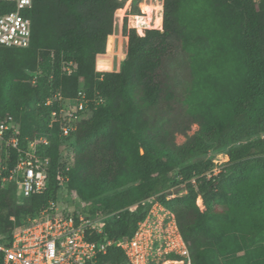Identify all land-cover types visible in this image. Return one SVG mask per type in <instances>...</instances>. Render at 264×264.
<instances>
[{"label":"trees","instance_id":"trees-1","mask_svg":"<svg viewBox=\"0 0 264 264\" xmlns=\"http://www.w3.org/2000/svg\"><path fill=\"white\" fill-rule=\"evenodd\" d=\"M123 4L32 0L24 10L29 45H0V119L9 114L18 123L21 146L45 137L38 153L50 160L44 191L23 196L14 180L2 179L17 159L9 149L0 175V241L57 200L66 146L74 161L65 187L89 215L116 212L104 222L110 238L131 235L148 209L142 201L155 196L175 213L192 264H264V0H163L162 29L157 11L147 26L158 29L142 36L125 24L120 69L100 74L95 57ZM14 7L0 0V13ZM67 62L75 65L70 74ZM78 89L101 100L63 137L57 122L48 125L59 104L46 101ZM194 124V134L176 144ZM210 150L228 161L208 178ZM179 186L184 193L169 198ZM97 264L127 262L110 246Z\"/></svg>","mask_w":264,"mask_h":264},{"label":"built area","instance_id":"built-area-1","mask_svg":"<svg viewBox=\"0 0 264 264\" xmlns=\"http://www.w3.org/2000/svg\"><path fill=\"white\" fill-rule=\"evenodd\" d=\"M4 1L11 2L15 7L0 13V45L27 47L30 43L31 19L24 14V10L31 7L32 0ZM125 6L126 11L128 2ZM131 16H128L129 26L136 28L140 36L144 35L139 27L130 24ZM119 36L122 39L118 40V35L115 37L118 49L123 54L125 49L120 48L126 40L123 39L125 36L122 31ZM106 52L107 44L104 52L95 57V71L100 74L109 70L99 68L100 65L109 66L107 63L99 65L98 62ZM123 58L118 61V70ZM74 67L73 62H67L63 68L70 74ZM31 82H34V78ZM54 100H57L59 108L51 112L48 125L51 127L57 122L60 135L67 137L74 132L79 121L92 114L91 103L98 104L101 99H92L84 89H78L71 98L55 93L46 103L50 104ZM18 134L19 125L11 115L0 119V175L6 168L3 161L7 160L9 149H14L17 152L16 163L7 169L8 174L2 176L3 181L14 180L23 196L41 193L47 186L50 160L38 153V146L41 143L48 144V141L39 136L29 139L25 146H21ZM60 154L65 168L56 172V179L60 185L65 186L74 153L72 149L63 146ZM212 154V167L205 173L208 178L218 174L228 161L225 152ZM191 182L194 183L195 178ZM172 189L169 198L177 194ZM142 204L148 209L133 233L124 238H110L104 231V222L111 220L116 212L89 215L83 210L85 205L72 210H60L56 201H51L38 214L16 226L9 240L0 241V264H97L98 256L104 254L110 246H117L123 251L127 264H192L190 251L175 213L155 196L147 197ZM137 205L136 203L130 207L136 208ZM196 205L200 212L204 210L200 195L196 197Z\"/></svg>","mask_w":264,"mask_h":264},{"label":"rangeland","instance_id":"rangeland-1","mask_svg":"<svg viewBox=\"0 0 264 264\" xmlns=\"http://www.w3.org/2000/svg\"><path fill=\"white\" fill-rule=\"evenodd\" d=\"M127 2L129 4V6L125 11L124 8L126 7L125 5L127 4ZM162 10H163V0H124L123 6L121 8L116 9L114 14H113L114 16H113L112 31L107 36V40H106L107 52L105 55L100 56V58L98 60L99 65L101 63L102 64L107 63V64H109V66L108 65L107 66L100 65L99 68L109 69V70L111 69L110 71H119L117 68L118 67V61L121 60L123 57L125 58V56H126L125 51L127 50V41H128V36H127L126 32L124 31L125 30L124 25L126 24V30L127 31L129 29H135V31H137L136 28L129 26V24H128V16L129 15H132L130 24L136 25L137 27L140 28L141 33H145L146 29H158V28H152V27L147 26V25L153 26V17H155L156 11H157V16L155 17V20H158L160 23L155 25V26H159V27L161 26ZM124 12H125V14L123 15ZM142 28H144V29H142ZM159 29H162V27H160ZM121 31H122V34L125 36L123 39L126 40V41H123V44L120 48L122 50L125 49L123 54L118 49V40L120 38L119 33ZM116 35H118V40L116 39L117 37H115ZM120 39H122V38H120ZM115 52H118V53H115ZM105 57L110 58V59L109 60L104 59ZM196 130H197V125L194 124L187 131L186 135L177 134L175 137V143L178 145L185 143L187 137L194 134V132ZM213 152H214V150H210L207 153V156L209 158H212L213 157L212 155H214V154H212ZM224 159H225V161L227 160V158H224ZM176 189H177V187L173 188L172 192H175ZM179 189H181V191H177L176 193H178V194L173 195L172 197H175L177 195L184 193L181 186H179L178 190ZM56 203H57L60 210H63V209L72 210L77 206L85 205L82 203V201H80V198L78 197V195L74 191H67V189L64 185L60 186V189H59V192L57 195Z\"/></svg>","mask_w":264,"mask_h":264},{"label":"water","instance_id":"water-1","mask_svg":"<svg viewBox=\"0 0 264 264\" xmlns=\"http://www.w3.org/2000/svg\"><path fill=\"white\" fill-rule=\"evenodd\" d=\"M177 191H181V189L178 190V188H177L175 192H177Z\"/></svg>","mask_w":264,"mask_h":264}]
</instances>
